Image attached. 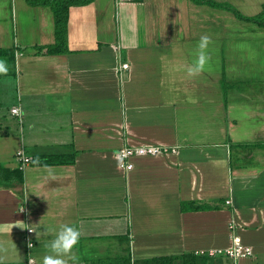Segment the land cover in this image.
<instances>
[{
	"label": "crops",
	"instance_id": "1",
	"mask_svg": "<svg viewBox=\"0 0 264 264\" xmlns=\"http://www.w3.org/2000/svg\"><path fill=\"white\" fill-rule=\"evenodd\" d=\"M216 1L247 17L264 9V0ZM218 9L73 5L70 51L42 54L38 46L56 43L52 9L0 0V48L16 53L0 57L10 64L0 75V165L21 167L22 149L31 161L76 151L72 163L30 162L23 183L0 184V264H27L30 252L43 264L62 224L81 232L67 264H264V44L254 39L264 35L253 34L264 27L234 33V13ZM202 35L210 59L190 78ZM141 143L176 152L126 168L119 151ZM233 235L252 255H211Z\"/></svg>",
	"mask_w": 264,
	"mask_h": 264
},
{
	"label": "trees",
	"instance_id": "2",
	"mask_svg": "<svg viewBox=\"0 0 264 264\" xmlns=\"http://www.w3.org/2000/svg\"><path fill=\"white\" fill-rule=\"evenodd\" d=\"M95 0H28L30 4L41 5L50 7L54 13L55 18V27H56V43L52 45L38 46V50L42 54H63L69 52L68 46V21L70 7L73 5H87ZM197 3H205L215 8L227 9L233 12L237 17L254 22L260 27H264V9L262 13L255 17L244 16L238 11L234 6L229 3H221L216 0H194ZM20 51V50H19ZM5 57L9 62L15 60L16 53L13 49H3L0 48V57ZM10 56V57H9ZM10 58V60H9ZM12 58V59H11ZM264 146V144H260ZM68 156V155H67ZM76 158V151H74L68 157L57 156L56 157H44L36 159L34 164H54V163H63L74 162ZM24 182V173L21 167L16 169L5 168L0 165V184H14V183H23ZM121 261L122 263H120ZM117 264H130L129 259H116ZM93 264H103L101 261H94Z\"/></svg>",
	"mask_w": 264,
	"mask_h": 264
},
{
	"label": "clouds",
	"instance_id": "3",
	"mask_svg": "<svg viewBox=\"0 0 264 264\" xmlns=\"http://www.w3.org/2000/svg\"><path fill=\"white\" fill-rule=\"evenodd\" d=\"M210 43L211 39L209 36L202 35L200 37L197 44L195 58L186 68V74L188 77H196L205 70L210 59L207 54V49ZM7 72L8 67L6 61L0 59V75H5ZM30 231L33 230L30 229ZM44 231L46 232L47 230L45 229ZM80 238L81 232L76 227L69 224H62L56 231L54 238H52L46 245L50 254L43 257V264H67L66 258L75 259L72 255V250L78 244ZM28 247H32L30 241Z\"/></svg>",
	"mask_w": 264,
	"mask_h": 264
},
{
	"label": "built area",
	"instance_id": "4",
	"mask_svg": "<svg viewBox=\"0 0 264 264\" xmlns=\"http://www.w3.org/2000/svg\"><path fill=\"white\" fill-rule=\"evenodd\" d=\"M124 1H130V0H116L117 3H121ZM128 67L129 64L125 63L121 66L120 71ZM12 112L19 115L20 117L22 116L19 107H14L12 109ZM171 150L172 152H176L175 147L170 149V147L164 144H154V143L127 144L119 151L118 158L120 159L121 163L125 165L126 168L132 169L134 167L132 158L135 156H156L167 153ZM17 158L21 162V168H23L25 165L31 162V159L26 155L25 150L23 149L17 152ZM227 203H231V201L228 200ZM235 226H236L235 223H233L230 226V228L233 229V227ZM30 229L33 230L32 228H28V234L26 236V240H27V245L29 241L32 244L31 248L28 247L29 250L31 251L32 248L34 247V241L30 235L33 231H30ZM217 253H225L226 255L237 260L242 256L252 255L253 249L249 245H246L240 236L233 235L231 238L230 245L226 249L213 251L211 252V255H215ZM27 264H38L35 256L32 255L31 252L28 256Z\"/></svg>",
	"mask_w": 264,
	"mask_h": 264
},
{
	"label": "rangeland",
	"instance_id": "5",
	"mask_svg": "<svg viewBox=\"0 0 264 264\" xmlns=\"http://www.w3.org/2000/svg\"><path fill=\"white\" fill-rule=\"evenodd\" d=\"M209 6V5H208ZM211 7V6H210ZM218 9V8H217ZM219 11H223V10H221V9H218ZM225 10V9H224ZM232 14V13H231ZM230 14V15H231ZM232 15H234V16H232ZM231 15V17H234L233 18V20H232V22H233V25H232V28H234L235 30H233V32L234 33H237L238 31H237V29L239 28V27H242V28H244L245 30H249V28L250 27H253L254 25H256L254 22H250L251 24H246V25H244V24H241V22L240 21H238L237 19H240L239 17H237L235 14H232ZM237 19H236V18ZM253 17H255V16H253ZM240 20H242V19H240ZM259 30H257V29H254V33L253 34H257V35H264V31H261V33H259L258 32ZM236 36H237V34H235ZM254 39L255 40H257V41H260L262 44H264V36H261V37H254ZM264 62V61H263ZM7 64V67H8V69H9V65L10 64H8V63H6ZM262 69H264V67H262ZM10 72H12V71H10ZM12 74V73H11ZM10 79H12V78H10ZM259 85V88L260 87H262V83H259L258 84ZM224 88H229V90H230V88L231 87H227V85L226 84H224Z\"/></svg>",
	"mask_w": 264,
	"mask_h": 264
}]
</instances>
